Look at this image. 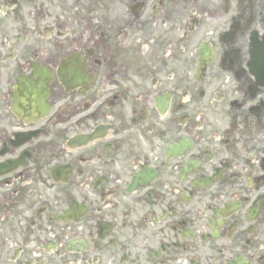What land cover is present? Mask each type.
Here are the masks:
<instances>
[{"label": "flooded vegetation", "instance_id": "flooded-vegetation-1", "mask_svg": "<svg viewBox=\"0 0 264 264\" xmlns=\"http://www.w3.org/2000/svg\"><path fill=\"white\" fill-rule=\"evenodd\" d=\"M38 1L0 0V264H264V0Z\"/></svg>", "mask_w": 264, "mask_h": 264}, {"label": "rangeland", "instance_id": "rangeland-1", "mask_svg": "<svg viewBox=\"0 0 264 264\" xmlns=\"http://www.w3.org/2000/svg\"><path fill=\"white\" fill-rule=\"evenodd\" d=\"M37 1H38V0H37ZM37 3L39 4L40 1H38ZM32 6H33V2L30 3V4H28V5H24V6H22L23 8H25V9H24L25 12L22 13L21 16H25V17H24V19L18 17V25H17V26H19L21 23H23V22H25V21H27V22L29 21L30 17H29L28 15H26V10L29 9L30 7H32ZM36 36H38V34H35L34 37H33V39H36V38H37Z\"/></svg>", "mask_w": 264, "mask_h": 264}, {"label": "water", "instance_id": "water-1", "mask_svg": "<svg viewBox=\"0 0 264 264\" xmlns=\"http://www.w3.org/2000/svg\"><path fill=\"white\" fill-rule=\"evenodd\" d=\"M73 70H74V69H73ZM73 70H72L71 72H75V70H74V71H73ZM30 93L33 95V97H34V96L36 97V95H35L36 92H35L34 90H30ZM76 206H77V205H76V202H75V203L73 204V206H72V209H75Z\"/></svg>", "mask_w": 264, "mask_h": 264}]
</instances>
